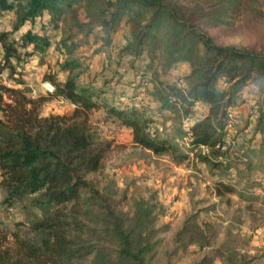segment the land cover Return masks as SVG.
I'll use <instances>...</instances> for the list:
<instances>
[{
  "label": "trees",
  "instance_id": "trees-1",
  "mask_svg": "<svg viewBox=\"0 0 264 264\" xmlns=\"http://www.w3.org/2000/svg\"><path fill=\"white\" fill-rule=\"evenodd\" d=\"M80 2L92 4L93 0H0V12L15 14L11 30L0 32V76L8 72L10 81L7 84L0 78V187L6 191L9 205L35 195L33 202L44 214L31 224V230L41 235L39 241L23 237L19 230L11 234L12 239L0 232V264H77L86 259H91V264H145L158 232L152 221L142 234L113 210L106 212L102 225H91L64 209V205L83 199L88 190L89 204L98 199L87 174L102 167L111 142L95 135L92 115H98L103 124L129 128L133 142L154 153L168 152L178 161L190 157L171 138L151 132L154 119L141 114L134 103L121 102L111 79L99 85L82 83L80 72H76L82 67L79 59L62 64L67 75L64 79L45 74L44 81L53 86L45 97L32 98L16 86L25 83L23 71L30 57L51 47L47 31L40 32L44 18L48 16L57 29L65 11ZM242 5L241 0L194 4L181 0H107L103 8L106 15L101 19L106 32L102 39L108 45L123 23L131 25L132 37L122 49L125 54L140 57L150 47L166 70L181 63L191 66L183 83L167 79L152 93L148 89L153 101L150 107L162 117L177 108L194 116L200 106L202 116L187 130L191 148L207 147V152L196 151L195 156L221 174L222 168H228V159L248 160V155L234 153L235 142L229 145L227 139L250 84L260 95L250 106L245 123L253 127V136L264 133V51L218 44L205 30L228 23L241 12ZM26 26L28 30H23ZM67 39L58 40V51L68 45ZM134 68L150 71L153 66L149 63ZM54 98L63 99L72 108L42 115L44 103ZM258 145L264 148V136ZM218 184L219 194L235 191L224 180Z\"/></svg>",
  "mask_w": 264,
  "mask_h": 264
},
{
  "label": "rangeland",
  "instance_id": "rangeland-1",
  "mask_svg": "<svg viewBox=\"0 0 264 264\" xmlns=\"http://www.w3.org/2000/svg\"><path fill=\"white\" fill-rule=\"evenodd\" d=\"M106 1L75 4L61 16L57 29L46 16L40 32L47 31L51 47L30 57L23 71L25 83L16 86L32 98L45 97L47 90L53 89L44 81L45 74L53 73L64 79L67 75L62 64L79 59L82 67L76 72H80L82 83L99 85L111 79L117 96H128L141 114L154 119L149 127L151 132L171 138L190 157L178 161L171 153H154L135 144L129 128L103 124L98 115H92L90 123L95 135L111 142L102 167L87 174L91 187L98 191V199L89 204L88 190L83 199L64 205V209L91 225H102L106 212L113 210L142 234L152 221L158 232L145 264H264V148L258 145L264 133L259 131L253 136L250 130L253 127L245 123L250 106L259 99L258 88L254 84L246 88L227 139L229 145L235 142L234 153L248 155V160L228 159V168H222V174L212 170L195 156L196 151L207 152L208 148L192 151L187 132L189 125L202 116V108L198 106L194 116L177 108L158 117L150 107L153 101L148 89L152 93L155 86L167 79L183 83L191 66L181 63L166 70L150 47L140 57L125 54L122 49L132 37L128 23L113 34L112 44L105 43L101 19L106 15L103 14ZM181 1L194 4L207 0ZM241 1L238 15L228 23L205 30L218 44L264 51V0ZM14 20V11L0 12V32L11 30ZM60 38H68L62 52L57 48ZM2 54L0 49V58ZM149 63L153 66L150 71L134 68ZM0 78L7 84L10 82L8 72ZM71 108L63 99L54 98L44 103L41 114L62 113ZM222 180L232 184L235 191L219 194L218 182ZM6 196L0 187V232L12 239L11 234L19 230L23 237L39 241L41 235L31 230V224L44 214L33 202L35 195L17 199L11 205L5 202ZM77 264H91V259Z\"/></svg>",
  "mask_w": 264,
  "mask_h": 264
},
{
  "label": "built area",
  "instance_id": "built-area-1",
  "mask_svg": "<svg viewBox=\"0 0 264 264\" xmlns=\"http://www.w3.org/2000/svg\"><path fill=\"white\" fill-rule=\"evenodd\" d=\"M120 101H121V102H127V101H130V100H129V97H128V96L122 95V96L120 97ZM133 101H134V100H133Z\"/></svg>",
  "mask_w": 264,
  "mask_h": 264
}]
</instances>
